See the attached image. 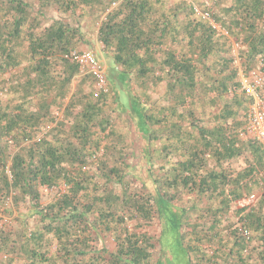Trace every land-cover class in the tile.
I'll list each match as a JSON object with an SVG mask.
<instances>
[{"label":"trees","instance_id":"obj_1","mask_svg":"<svg viewBox=\"0 0 264 264\" xmlns=\"http://www.w3.org/2000/svg\"><path fill=\"white\" fill-rule=\"evenodd\" d=\"M203 3L0 0V264H158L168 227L189 264H264V146L241 140L234 58L264 71V0ZM92 28L97 95L92 75L73 88Z\"/></svg>","mask_w":264,"mask_h":264},{"label":"built area","instance_id":"obj_2","mask_svg":"<svg viewBox=\"0 0 264 264\" xmlns=\"http://www.w3.org/2000/svg\"><path fill=\"white\" fill-rule=\"evenodd\" d=\"M203 17L207 19L211 18L207 13ZM215 28L218 29L219 26L215 25ZM71 56L79 63L81 73L86 72L87 75H92L95 78L96 86L98 87V90H95L96 95L100 92L108 91L107 68L98 52L93 50L81 54L74 52ZM241 79L244 89L254 99L250 108L247 129L245 134L241 136V140L255 139L264 146V71L260 67L252 70L248 75L242 72ZM258 197L259 194L257 193L245 195L235 202V207L251 208L256 204Z\"/></svg>","mask_w":264,"mask_h":264},{"label":"rangeland","instance_id":"obj_3","mask_svg":"<svg viewBox=\"0 0 264 264\" xmlns=\"http://www.w3.org/2000/svg\"><path fill=\"white\" fill-rule=\"evenodd\" d=\"M203 2H204V0H200V4H204ZM195 5H196V8H197L200 15L203 16L204 14H206V12L203 9H200L198 7L199 6L198 3H196ZM95 30H96L95 28L94 29L92 28V31L90 29L89 30L86 29V31H88V34L91 35V39H90L91 46H90V48H87L84 50H85V52L90 51V50L98 51L99 56H101V58L103 59V50H102L101 45L99 46V43L96 39L97 38V31H95ZM218 30L220 32H223L220 27L218 28ZM239 49H240L239 45L234 44V58L236 61L235 64H236V67L239 69V74L242 75L243 69H242V65H241L242 62L239 59ZM103 61H104V59H103ZM108 68H109V66H108ZM243 74H244V72H243ZM86 76H87V74H86V72H84L75 78V80L73 82L74 90L78 88V84H79L80 80ZM91 84L92 85L87 84V87H85L86 93H90L93 90H98L96 83H95V85H93V83H91ZM158 93L162 94L163 89H160L158 91ZM131 132H132L133 144H134L133 145L134 146L133 151H134V153H136V159H137V161H142L143 155H144L145 150L147 148L146 138H145L144 134H142V132L140 131L139 127L136 124L135 125L133 124V128L131 129ZM101 168L104 169V167H101ZM50 193H52V192L49 190H43L44 200H47ZM257 194H259V193H257ZM5 210L14 212L12 217L11 216H5L3 214L5 220L8 222H11L13 217H16L18 215L17 210L14 208L12 201L7 204ZM0 217H2L1 214H0ZM168 228H169L167 230L168 233L166 235H164V237H163V241H162L163 251L159 256L160 259H159L158 264H189L187 254L182 249H180L177 245L178 240L176 238V234H175L174 230L171 229L170 227H168ZM150 231L152 232V235H155L156 233L159 235L160 234V227L153 226L152 229H150ZM110 242L112 244H114L113 241H110Z\"/></svg>","mask_w":264,"mask_h":264},{"label":"crops","instance_id":"obj_4","mask_svg":"<svg viewBox=\"0 0 264 264\" xmlns=\"http://www.w3.org/2000/svg\"><path fill=\"white\" fill-rule=\"evenodd\" d=\"M99 46H100V44H99ZM98 46V47H99ZM96 52H98V51H96ZM104 59V58H103ZM104 64H105V66L107 67V62H106V60L104 59Z\"/></svg>","mask_w":264,"mask_h":264}]
</instances>
